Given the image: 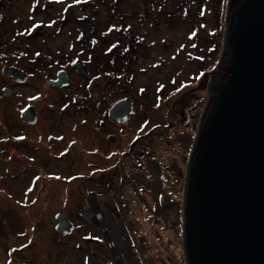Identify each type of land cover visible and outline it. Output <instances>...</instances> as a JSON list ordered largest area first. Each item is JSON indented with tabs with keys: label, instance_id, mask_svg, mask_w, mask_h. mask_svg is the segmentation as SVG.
<instances>
[{
	"label": "rangeland",
	"instance_id": "374dc122",
	"mask_svg": "<svg viewBox=\"0 0 264 264\" xmlns=\"http://www.w3.org/2000/svg\"><path fill=\"white\" fill-rule=\"evenodd\" d=\"M227 1L88 0L65 13L63 9L74 0L63 4L0 0V149L5 151L0 161V264L9 259L13 264H117V247L124 264H186L182 186L192 143L184 139H192L199 127L210 72L223 56ZM52 20L56 21L52 28L41 26L26 34L37 23L46 25ZM62 22L68 23L62 26ZM110 28L121 31L109 32ZM20 32L25 35H17ZM81 34L87 40L94 38L95 46L84 50ZM113 43L117 48L109 52ZM3 51L13 55L5 59ZM36 51L52 53L59 62L56 67L68 66L78 57L81 61L65 74L73 85L83 87L89 77H99L97 82L90 81V95L85 86L79 93L84 98L87 93L90 104L69 109L87 123L75 130L66 128L65 132L73 131L65 134L69 143L58 148L41 135L61 133L48 120L62 105L65 90L60 88L67 82L62 87L46 84L47 79H55L56 69L41 64ZM86 54L94 59H89L91 66L85 62ZM82 63L87 65L88 78H84ZM105 71L113 78H105ZM11 72L22 76L14 81ZM205 74V89L191 92ZM160 84L165 87L159 89ZM3 87L12 94L2 93ZM140 88L146 91L141 94ZM123 99L131 104L133 114L127 124L116 126L108 114ZM28 104L36 105L43 118L36 126L23 127L19 112ZM51 105L55 110L50 112ZM20 130L25 131V145L15 147L10 136ZM111 134L116 143L101 144L99 136ZM76 139L79 143L71 145ZM61 149L69 154L53 160ZM88 164L96 165L95 170ZM151 165H157L161 173V189L169 205L161 203L151 187L156 181ZM35 174L41 179L37 181ZM54 175L62 179L48 178ZM53 189L60 192L56 195ZM95 206L98 213L92 215ZM101 212L108 228L92 223ZM68 213L78 227L72 224L69 234L67 230L61 233L58 217ZM111 230L112 239L107 235ZM85 236L99 239L85 240ZM12 248L18 251L8 256Z\"/></svg>",
	"mask_w": 264,
	"mask_h": 264
},
{
	"label": "water",
	"instance_id": "95a60500",
	"mask_svg": "<svg viewBox=\"0 0 264 264\" xmlns=\"http://www.w3.org/2000/svg\"><path fill=\"white\" fill-rule=\"evenodd\" d=\"M225 22L223 56L210 72L184 172L186 264H264V0H228ZM10 75L19 80L18 72ZM207 79L191 92L205 89ZM66 82L59 73L49 84ZM132 113L123 99L109 116L125 124ZM22 117L33 124L36 110L27 108ZM58 221L69 234L66 215Z\"/></svg>",
	"mask_w": 264,
	"mask_h": 264
},
{
	"label": "flooded vegetation",
	"instance_id": "af4514ba",
	"mask_svg": "<svg viewBox=\"0 0 264 264\" xmlns=\"http://www.w3.org/2000/svg\"><path fill=\"white\" fill-rule=\"evenodd\" d=\"M62 23H64V25L62 24ZM61 24H62V26H66L67 25V23H65V22H62ZM37 34V31L35 32V35ZM81 44V43H80ZM95 46V45H94ZM93 47V46H92ZM92 47H90V48H92ZM84 50H85V47H84ZM5 51H3V55L4 56H1V57H3V58H8L10 55H13V53H4ZM37 52V51H36ZM40 53H41V55L39 56V57H37L35 54H34V56H35V58H37V59H39V62L41 63V64H43V65H46V66H48V67H50V68H52V69H56V77H55V79H47L46 80V84H49V81H55L56 79H57V76H58V74L59 73H65L67 76H68V73H69V71L67 70L68 68L70 69L71 67H73V66H76V64L77 63H75V62H78V61H81L80 59H78V57L76 58V61H71V62H68V66L66 65V66H63V67H60V66H58V67H56V65L59 63L58 62V60L57 61H54L55 59H57L52 53H50L49 51H47V52H45V53H43V51H39ZM0 53H1V51H0ZM88 56H90V55H88V54H86V61L85 62H87L88 63V65L89 66H91L92 65V63L90 62V58H91V60H92V62H94V59H93V57L91 56V57H88ZM75 63V64H74ZM74 64V65H73ZM83 64V63H82ZM84 65V78H88L89 76H90V74L87 72V65L84 63L83 64ZM75 69H76V67H75ZM71 70V69H70ZM21 71H24L23 69L21 70ZM77 71V70H76ZM25 73H26V75H27V77L29 78V73H28V71L26 70V71H24ZM77 73V72H76ZM78 74V73H77ZM103 75H105V78H107V75H109L111 78H113V74H111L110 72H107V71H105V73L103 74ZM68 78V77H67ZM90 78V77H89ZM88 78V80L86 81V83L84 84V85H82L84 88H87V89H89V90H87V92H88V95H90V90H91V85L92 84H90V81H95L96 80V82L98 81V79H96V78H90L89 79ZM111 81V80H110ZM112 82V81H111ZM21 83H19V84H16V85H20ZM51 86V85H50ZM75 86H78V90H76V88H75ZM83 87H81V84H78V85H73V83L71 82V81H69V79H68V82H67V84L64 86V87H62V88H60V90H65L64 92H62L61 93V99H60V101H63L60 105L61 106H59V110H57L56 111V113L55 114H53L52 112H51V110L52 111H54L55 110V106L54 105H51V106H49V108H48V110L51 112V116H52V119L51 120H48V121H53V122H55V126L57 127V129H58V131L60 130L61 131V133L59 134V135H57V136H53L52 134H48L46 137H44L43 138V136L41 135V138L44 140L45 138V140L48 142V144H51L52 146H53V142L54 143H56V144H54L55 146L54 147H56V148H58V147H60L63 143H66V145L69 143V141H67L66 140V133H72L73 131L72 130H70V132H65V130H67L66 128H69V127H73V129H76L77 127H82V126H84V121H81V120H79V116L76 114H71L72 112H70L69 111V109L71 108V107H73V111L75 110V108L77 107H82V106H84V103L85 102H87L88 104H90V100L88 99V97L89 96H87V93H85L84 92V94L86 95V97L87 98H84L81 94L79 95V93H81V90L83 91ZM2 93H8V94H12L11 93V89L10 88H8V87H3L2 88ZM67 95H68V98H67ZM79 95V96H78ZM94 101V100H93ZM98 101V100H97ZM96 101V102H97ZM101 103H102V101H101ZM68 104L70 105V106H68ZM101 106V105H100ZM27 107H35L36 108V105H32V104H28L26 107H24L22 110H20V112H19V119H20V121L22 122V124H23V127H25V126H36L37 125V123L39 122V120H41L43 117H41L42 116V112L41 111H39L37 108H36V120H35V122L33 123V125H28V123H26L24 120H23V117H22V114H23V112L25 111V109L27 108ZM58 107V106H57ZM77 113V112H76ZM108 117L110 118V116H109V114H108ZM128 119H129V117H128ZM128 119H127V122H128ZM74 120V124H72V121ZM111 120V119H110ZM76 121H78V122H80V124L79 123H76ZM100 121V119L99 118H97V120H96V122H97V124L98 125H101V123L99 122ZM127 122L125 123V124H127ZM125 124H119V123H115V125L116 126H119V125H125ZM25 125V126H24ZM112 128V127H111ZM113 128H114V125H113ZM114 130H115V128H114ZM25 131H22V130H20L19 131V133L18 134H14L13 132H12V136H10L12 139H13V142L15 143V144H17V145H15V147H20V146H23V145H25V133H24ZM74 133H77L76 131H74ZM0 135H1V132H0ZM80 136H82V135H80ZM17 137H24V139H18ZM55 137H56V139H55ZM59 137H64V139H60ZM100 137V139H101V144H105V141H109V142H113V143H116V136H115V134H111V135H107V136H105V137H103V135L102 136H99ZM103 137V138H102ZM76 141V144H78L79 143V141L76 139L75 140ZM78 141V142H77ZM71 143V142H70ZM99 143V142H98ZM61 144V145H60ZM75 144V145H76ZM74 146V145H73ZM35 149H37V151H39L40 150V148L39 147H36ZM4 150H1L0 149V161L2 160V154H4ZM61 153H62V149L57 153V155H54L53 156V160H58L59 158L61 159V158H63V157H65V156H67L68 154H67V152H65L66 154L65 155H61ZM104 156V155H103ZM23 157H25V154H24V156ZM84 157V160H85V158H86V156H83ZM75 164H76V162H75ZM88 166L89 167H91V168H94V170H95V168H96V165H93V164H88ZM1 170H5L6 172H8L9 170L8 169H5V168H3V167H1ZM21 170H25V167H23V168H21ZM9 173V172H8ZM33 176H35V177H37V175L35 174V175H33ZM33 176L31 177V180L30 181H32L34 178H33ZM29 181V183L28 184H31V182ZM53 191H55V192H57L56 193V195L60 192V190H54L53 189ZM23 192H26V190L24 189V191ZM23 199H24V197H23ZM22 206H25V205H23V202H22ZM56 215H57V213L56 214H54V218H56ZM70 214L68 213V215L66 216L67 217V219H68V221L70 222V223H72L73 225H74V227H78V225H75L73 222H74V220L72 219V216H71V218H70ZM54 229H55V225H54Z\"/></svg>",
	"mask_w": 264,
	"mask_h": 264
},
{
	"label": "snow or ice",
	"instance_id": "6c2138e0",
	"mask_svg": "<svg viewBox=\"0 0 264 264\" xmlns=\"http://www.w3.org/2000/svg\"><path fill=\"white\" fill-rule=\"evenodd\" d=\"M48 2L49 3H54V4H63L64 2H65V0H48ZM88 2V0H74V4H68L67 5V7H65L64 9H63V11L66 13L67 11H68V9L69 8H72V7H74V6H76V5H79L80 3H87ZM37 3H39V0H37ZM204 13L202 12L201 13V15H203ZM56 24V21L55 20H52L50 23H48V24H46V25H42V24H40V23H37L36 25H35V27H33V28H31V29H28V30H26V34H28V35H31L32 34V32H34L35 30H36V28H39V27H41V26H43V27H47V28H52L53 27V25H55ZM130 25H129V29H130ZM113 30H115V31H117V32H119V31H121V29H119V28H115V29H109V32H111V31H113ZM128 29H125V31H127ZM107 34V33H106ZM17 35H25V33L24 32H20V33H17ZM82 35V34H81ZM196 35V33L195 32H193L192 33V37H194ZM212 35H215V33H212ZM191 38V37H190ZM97 42L95 41V40H93L92 41V44L93 45H95ZM193 47H195V45L193 44ZM115 48H117V45L115 44V43H113L112 45H111V47L108 49V51L109 52H111L113 49H115ZM35 55L37 56V57H39L40 55H41V53L39 52V51H37L36 53H35ZM173 59H176V57L174 56L173 57ZM196 59H199V57H196ZM153 67H159V65H152ZM141 71H146V69H141ZM96 79H99V77H97ZM171 83H173V84H175L176 83V81L175 80H172L171 81ZM165 87V85L164 84H160L159 85V89H163ZM139 91H140V93L141 94H143L145 91H146V89H144V88H140L139 89ZM177 91H179V89H177ZM172 95L173 96H175L176 95V92H173L172 93ZM33 99H39V97H33ZM157 107H159V104H157L156 105ZM84 123H87L86 121H84ZM148 125H147V123L140 129L141 131H144V128H146ZM73 130H75V129H73ZM18 139H24V137H17ZM60 139H64V137H59ZM76 144V141L75 140H72L71 141V145H75ZM71 145H69V146H71ZM97 151H99L98 149H97ZM66 153H64V152H62L61 153V155L63 156V155H65ZM111 157H109V159H110ZM49 179H55V180H60V179H62V177H60V176H58V175H54V176H50V177H48ZM41 179V177H39V176H37L36 177V180L38 181V180H40ZM33 191V189H32V187H29L28 188V192H32ZM25 195H27V193H25ZM17 203L19 204V203H21V201H17ZM32 203L33 204H35L36 203V201H32ZM23 234V233H22ZM83 239H85V240H93V239H96V240H98L99 239V237H97V236H85ZM31 243V241H29L28 243H26L23 247H27L28 246V244H30ZM77 247H80V245H77ZM18 251V249H16V248H12V250L10 251V252H8V256H12V254L13 253H15V252H17ZM5 264H13V261L12 260H6V262H5ZM85 264H87V261H85Z\"/></svg>",
	"mask_w": 264,
	"mask_h": 264
},
{
	"label": "bare ground",
	"instance_id": "6f19581e",
	"mask_svg": "<svg viewBox=\"0 0 264 264\" xmlns=\"http://www.w3.org/2000/svg\"><path fill=\"white\" fill-rule=\"evenodd\" d=\"M21 76L22 75H19L18 77H21ZM184 140H185V142L192 143L193 138L191 139V138H189L187 136V137H185ZM190 148H191V146H190ZM190 148H189V150H190ZM178 168H179V166H178ZM150 169H151V171H153V174H154L155 179H156V181L154 183H151V187L154 189L156 196L161 198L160 199L161 203H164V205H169L170 204L169 199L167 198V196L163 193V191L161 189V182H160V179H159V175H161V173L159 172V169H158L157 165H151ZM183 175H184V173H183ZM161 205H163V204H161ZM178 211H180L179 208H178ZM91 213H92V215H94L95 213L97 214L98 213V207L95 206L93 208V210L91 211ZM100 222L103 225L102 227H104V228L107 227L106 221H104V214L102 212L100 213V215H98V219H97L96 216H95L94 219H92V223L99 224ZM107 235L110 237V239H112V237H111L112 230L110 232L108 231ZM116 245L118 246V242H117V244H115V246ZM114 253H115L116 256H119V258H118L119 261L117 262V264H124L123 260L121 259V256L118 253V247H117V249H116V251ZM128 254L131 257L129 252H128Z\"/></svg>",
	"mask_w": 264,
	"mask_h": 264
},
{
	"label": "trees",
	"instance_id": "16d2710c",
	"mask_svg": "<svg viewBox=\"0 0 264 264\" xmlns=\"http://www.w3.org/2000/svg\"><path fill=\"white\" fill-rule=\"evenodd\" d=\"M65 23H66V22H65ZM67 23H68V22H67ZM63 24H64V23H63ZM83 34H84V33H83ZM83 34H82L83 40L86 41L87 38H86V37L84 38V35H83ZM87 41H88V40H87ZM130 50H132V49H130ZM127 52H128V51H127Z\"/></svg>",
	"mask_w": 264,
	"mask_h": 264
}]
</instances>
